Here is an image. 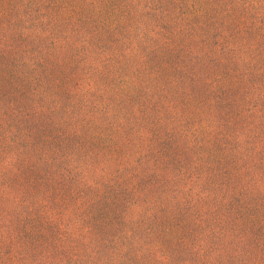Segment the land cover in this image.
<instances>
[{
    "label": "rangeland",
    "instance_id": "1",
    "mask_svg": "<svg viewBox=\"0 0 264 264\" xmlns=\"http://www.w3.org/2000/svg\"><path fill=\"white\" fill-rule=\"evenodd\" d=\"M0 264H264V0H0Z\"/></svg>",
    "mask_w": 264,
    "mask_h": 264
}]
</instances>
